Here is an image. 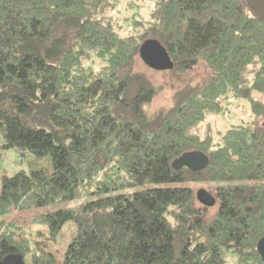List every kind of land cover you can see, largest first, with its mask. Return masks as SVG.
I'll list each match as a JSON object with an SVG mask.
<instances>
[{
	"label": "trees",
	"instance_id": "trees-1",
	"mask_svg": "<svg viewBox=\"0 0 264 264\" xmlns=\"http://www.w3.org/2000/svg\"><path fill=\"white\" fill-rule=\"evenodd\" d=\"M135 1L0 0V148L25 162L0 165V259L264 264V19L250 0H152L121 34L116 12ZM146 39L172 89L152 111L158 88L135 67ZM233 98L249 118L221 128ZM195 150L203 168L172 166ZM71 201L30 218L52 241L75 224L62 258L3 218Z\"/></svg>",
	"mask_w": 264,
	"mask_h": 264
},
{
	"label": "rangeland",
	"instance_id": "rangeland-1",
	"mask_svg": "<svg viewBox=\"0 0 264 264\" xmlns=\"http://www.w3.org/2000/svg\"><path fill=\"white\" fill-rule=\"evenodd\" d=\"M134 4L135 5L132 8H125L122 6L116 12L115 18L117 19V22L121 24V28L119 29L121 34H126L131 31L134 19L147 17L149 9L152 7V0H136ZM135 67L138 70L145 72L151 82L158 88L151 103L146 106V109L152 111L160 106L171 104L172 89L170 87L168 72L164 68H155L147 65L140 57L137 58ZM226 105L229 110L226 112L225 116L217 118L221 128L226 127L229 123H236L242 119L249 118V104L247 100L243 98H233L230 99ZM0 153V165L2 168L6 169L9 175L14 173L16 170L25 167V162L20 161L18 154L14 151V149L0 148ZM192 185L195 192L199 188L206 189V186L203 183H194ZM71 203H74V201L69 203L51 204L47 206H34L30 209L16 212L13 215H4L3 218L6 220L13 219V223L15 225L21 226V229H18L17 231H23L27 234L31 233L32 238H36L37 240L43 242L45 247L50 248V250L54 251L59 258H62L61 251L63 250L72 231L76 228L75 224L72 222L67 223L61 230L62 235L58 237L56 241H52V239H49L48 237L49 235L45 226L41 224H30V218L36 213H44L57 206H66ZM213 208L214 206H210V210ZM38 231H41L43 234H37ZM25 259L27 262L29 261L28 254L25 255Z\"/></svg>",
	"mask_w": 264,
	"mask_h": 264
},
{
	"label": "water",
	"instance_id": "water-1",
	"mask_svg": "<svg viewBox=\"0 0 264 264\" xmlns=\"http://www.w3.org/2000/svg\"><path fill=\"white\" fill-rule=\"evenodd\" d=\"M254 12L264 19V0H251ZM140 58L149 66L155 68H165L168 66V58L161 45L155 39H146L139 47ZM264 125V121H263ZM207 163V156L199 150L182 153L172 161L174 168L186 166L191 170L201 169ZM197 200L206 206H212L215 203L214 196L204 188H199L195 192ZM257 249L264 259V238L258 242ZM0 264H25L20 254H7L0 259Z\"/></svg>",
	"mask_w": 264,
	"mask_h": 264
}]
</instances>
